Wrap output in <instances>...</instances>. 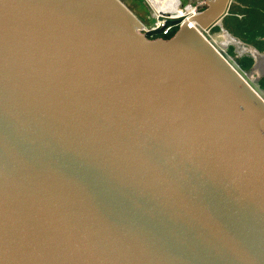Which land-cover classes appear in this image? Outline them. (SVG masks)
<instances>
[{
	"label": "water",
	"instance_id": "water-1",
	"mask_svg": "<svg viewBox=\"0 0 264 264\" xmlns=\"http://www.w3.org/2000/svg\"><path fill=\"white\" fill-rule=\"evenodd\" d=\"M205 1L0 0V264H264V0Z\"/></svg>",
	"mask_w": 264,
	"mask_h": 264
},
{
	"label": "built area",
	"instance_id": "built-area-1",
	"mask_svg": "<svg viewBox=\"0 0 264 264\" xmlns=\"http://www.w3.org/2000/svg\"><path fill=\"white\" fill-rule=\"evenodd\" d=\"M206 5H207V1L205 0H196L192 4H188L189 7H192L193 13L201 11ZM185 18L182 16L181 17L161 16L158 18V20L156 19L157 21L151 27H147L144 25V31L151 38H156V37L167 38L166 37L167 35H169L175 29L177 30L179 28L182 20Z\"/></svg>",
	"mask_w": 264,
	"mask_h": 264
},
{
	"label": "bare ground",
	"instance_id": "bare-ground-1",
	"mask_svg": "<svg viewBox=\"0 0 264 264\" xmlns=\"http://www.w3.org/2000/svg\"><path fill=\"white\" fill-rule=\"evenodd\" d=\"M148 1L154 10L155 18L157 20L161 16L163 17L182 16L185 18L186 16H190L193 13L192 7H189L188 4L184 5L182 2H180V0H148Z\"/></svg>",
	"mask_w": 264,
	"mask_h": 264
},
{
	"label": "rangeland",
	"instance_id": "rangeland-1",
	"mask_svg": "<svg viewBox=\"0 0 264 264\" xmlns=\"http://www.w3.org/2000/svg\"><path fill=\"white\" fill-rule=\"evenodd\" d=\"M128 7L136 14V16L147 27H151L157 21L155 18L154 10L148 0H122ZM184 5L190 3V0H182ZM162 19V18H160Z\"/></svg>",
	"mask_w": 264,
	"mask_h": 264
},
{
	"label": "trees",
	"instance_id": "trees-1",
	"mask_svg": "<svg viewBox=\"0 0 264 264\" xmlns=\"http://www.w3.org/2000/svg\"><path fill=\"white\" fill-rule=\"evenodd\" d=\"M176 29L174 31H172L169 35H167L166 37L169 38L171 37L174 33H175Z\"/></svg>",
	"mask_w": 264,
	"mask_h": 264
},
{
	"label": "flooded vegetation",
	"instance_id": "flooded-vegetation-1",
	"mask_svg": "<svg viewBox=\"0 0 264 264\" xmlns=\"http://www.w3.org/2000/svg\"><path fill=\"white\" fill-rule=\"evenodd\" d=\"M180 2H182V0H180Z\"/></svg>",
	"mask_w": 264,
	"mask_h": 264
}]
</instances>
